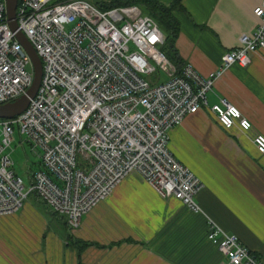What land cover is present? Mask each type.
Returning a JSON list of instances; mask_svg holds the SVG:
<instances>
[{
	"label": "built area",
	"instance_id": "1",
	"mask_svg": "<svg viewBox=\"0 0 264 264\" xmlns=\"http://www.w3.org/2000/svg\"><path fill=\"white\" fill-rule=\"evenodd\" d=\"M252 13L258 19L254 30L241 33L218 67L201 76L189 64L176 68L161 50L164 35L157 23L138 6L99 9L89 0H17L16 28L37 54L41 75L26 107L0 119V215L17 212L34 194L75 229L80 217L132 172L161 197L200 212L194 198L202 184L169 151L168 131L202 108L222 129L250 128L234 105L224 98L208 105L205 94L223 69L245 67L251 54L264 49V0ZM31 81L30 60L0 0V104L24 95ZM12 125L39 162L26 191L5 152ZM252 142L263 154L264 136L255 134ZM206 223V239L224 264H264L235 235L210 219Z\"/></svg>",
	"mask_w": 264,
	"mask_h": 264
},
{
	"label": "crops",
	"instance_id": "2",
	"mask_svg": "<svg viewBox=\"0 0 264 264\" xmlns=\"http://www.w3.org/2000/svg\"><path fill=\"white\" fill-rule=\"evenodd\" d=\"M259 2L179 0L173 15L181 65L201 76L218 67L238 36L254 30L252 9ZM205 98L208 105L224 98L250 128L222 129L202 108L168 131L169 151L202 184L194 198L200 212L161 197L132 172L80 217L77 228L62 224L58 231L45 214L60 216L32 195L43 211L26 198L17 212L0 215V264H224L206 239L207 219L264 262V153L252 142L255 134L264 136V49L251 54L245 67L223 69ZM67 234L87 246L77 253Z\"/></svg>",
	"mask_w": 264,
	"mask_h": 264
},
{
	"label": "trees",
	"instance_id": "3",
	"mask_svg": "<svg viewBox=\"0 0 264 264\" xmlns=\"http://www.w3.org/2000/svg\"><path fill=\"white\" fill-rule=\"evenodd\" d=\"M93 4L99 9H106L117 5L127 4H136L140 6L142 13L153 18L164 35V41L163 45L161 46V50L168 57V59L173 62L178 70L181 68V60L178 57L174 47V41L178 33L179 23L176 17L173 15V10L180 7L179 0H173L168 5H164L157 0H109L107 2L99 1ZM52 214L55 215L56 213L52 212ZM63 224L66 225L65 222H63ZM66 239L71 241V244L77 245L75 247L77 253L87 246V243L84 242L78 244V240H75V238L70 234L66 235Z\"/></svg>",
	"mask_w": 264,
	"mask_h": 264
},
{
	"label": "rangeland",
	"instance_id": "4",
	"mask_svg": "<svg viewBox=\"0 0 264 264\" xmlns=\"http://www.w3.org/2000/svg\"><path fill=\"white\" fill-rule=\"evenodd\" d=\"M99 1L107 2L109 0H89V2H91L92 4L95 2H99ZM127 5H130V4H127ZM133 5L138 6L136 4H133ZM138 8L140 12L142 13L140 6H138ZM68 27L69 26H66L65 28L68 29ZM157 76H159L161 80L164 79V75L161 73H158ZM5 152L8 153L9 158L12 161L11 170L16 176H18L21 179L23 190L26 191L29 188V178L31 174L37 169L39 162H38L37 156L34 155V153H32L29 150L28 144L25 141H23V136L19 133L16 125H12V140H11L9 147L6 148ZM32 195L33 197L38 199L36 195L34 194H30L29 196H27V199L33 202L36 208H39L41 211H43L41 209V204H39L38 202H35L34 198H32ZM45 216L47 220H49L50 222L49 226L51 227L55 226L56 230L58 231L62 230L61 226L63 222H61V220L64 219L65 216L61 215L60 217H57V218L56 217L54 218L53 216H51V214H48V215L45 214Z\"/></svg>",
	"mask_w": 264,
	"mask_h": 264
},
{
	"label": "water",
	"instance_id": "5",
	"mask_svg": "<svg viewBox=\"0 0 264 264\" xmlns=\"http://www.w3.org/2000/svg\"><path fill=\"white\" fill-rule=\"evenodd\" d=\"M16 4L17 0H5V18L10 30L14 32L15 39L21 45L30 60L32 81L24 95H21L11 102L0 104V119H10L18 115L26 107L28 99L36 92L41 75V65L37 54L23 33L16 28L14 19Z\"/></svg>",
	"mask_w": 264,
	"mask_h": 264
}]
</instances>
